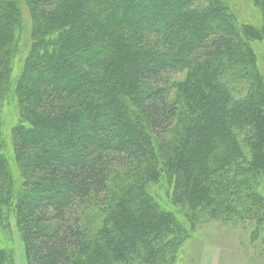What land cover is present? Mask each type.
Listing matches in <instances>:
<instances>
[{
  "label": "trees",
  "instance_id": "obj_1",
  "mask_svg": "<svg viewBox=\"0 0 264 264\" xmlns=\"http://www.w3.org/2000/svg\"><path fill=\"white\" fill-rule=\"evenodd\" d=\"M250 1L258 24L229 0H0L1 236L15 219L33 264H175L206 217L261 225Z\"/></svg>",
  "mask_w": 264,
  "mask_h": 264
},
{
  "label": "rangeland",
  "instance_id": "obj_2",
  "mask_svg": "<svg viewBox=\"0 0 264 264\" xmlns=\"http://www.w3.org/2000/svg\"><path fill=\"white\" fill-rule=\"evenodd\" d=\"M229 2L241 21L260 23L261 17L250 0H229ZM28 26L27 23V32L30 30ZM254 47L260 57V67L264 68V45L255 44ZM176 76L179 77L178 80L184 79L183 74ZM172 97L183 105L179 91L174 90ZM0 103L6 102L3 100ZM3 112L10 138V128L14 125L18 114L13 106L9 108L8 105H5ZM240 214L223 215L221 219L206 217L200 222L194 239L187 242L180 250L175 264H264V222L258 226L257 215L250 220L241 217L243 215ZM101 216L99 212H93L88 216V221L97 226ZM11 222L12 226L10 225L11 227L5 232L8 233V237L4 235L3 238L0 234V244L6 245L9 241L10 252L6 264H33L31 258L26 255L23 240L16 230L15 219Z\"/></svg>",
  "mask_w": 264,
  "mask_h": 264
}]
</instances>
